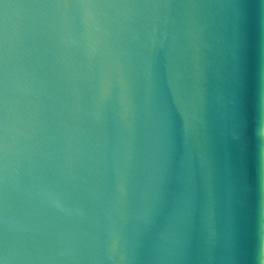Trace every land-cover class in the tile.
<instances>
[{
	"label": "water",
	"instance_id": "95a60500",
	"mask_svg": "<svg viewBox=\"0 0 264 264\" xmlns=\"http://www.w3.org/2000/svg\"><path fill=\"white\" fill-rule=\"evenodd\" d=\"M0 262L264 264V0H0Z\"/></svg>",
	"mask_w": 264,
	"mask_h": 264
},
{
	"label": "snow or ice",
	"instance_id": "6c2138e0",
	"mask_svg": "<svg viewBox=\"0 0 264 264\" xmlns=\"http://www.w3.org/2000/svg\"><path fill=\"white\" fill-rule=\"evenodd\" d=\"M0 264H3V262H0Z\"/></svg>",
	"mask_w": 264,
	"mask_h": 264
}]
</instances>
